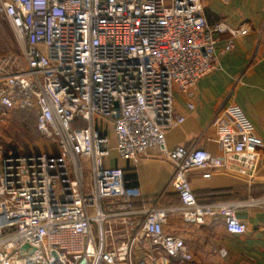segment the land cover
I'll return each instance as SVG.
<instances>
[{"label":"built area","instance_id":"built-area-1","mask_svg":"<svg viewBox=\"0 0 264 264\" xmlns=\"http://www.w3.org/2000/svg\"><path fill=\"white\" fill-rule=\"evenodd\" d=\"M2 18L21 57L0 54V117L33 110L54 150L0 153V264L188 261L185 241L163 231L172 212L188 224L209 217L228 233L245 231L236 210L263 204L264 191L243 202L200 203L187 174L200 170L207 178L226 169L223 156L165 144V132L184 121L175 90L191 94L245 28L207 24L202 0H0ZM222 32L229 37L217 51ZM212 124L222 155L253 154L256 165L264 159L263 142L238 105L225 104ZM152 147L173 166L177 207H136L122 168L107 165L113 151L135 164Z\"/></svg>","mask_w":264,"mask_h":264},{"label":"crops","instance_id":"crops-1","mask_svg":"<svg viewBox=\"0 0 264 264\" xmlns=\"http://www.w3.org/2000/svg\"><path fill=\"white\" fill-rule=\"evenodd\" d=\"M207 24L225 22L232 28H245L244 35L233 38L234 48L219 56L217 66L202 76L187 95L174 92V109L183 116L181 124L165 132V144L172 149L199 147L212 155L223 156L227 168L214 169L207 178L202 171L190 170L187 179L200 203L217 201H246L264 191V159L257 166L255 155L228 153L222 155L212 124L222 114L227 103L238 105L254 126V133L262 140L264 155V0H202ZM229 37L227 32L215 36L219 51ZM191 105V108L188 105ZM30 150L22 151L27 152ZM107 165L119 166L124 180L134 189L136 207L157 201L159 205L177 207V194L170 186L173 166L162 158L156 147L147 150L137 163L118 158L112 152ZM237 218L244 224L241 234L228 233L221 220L207 217L200 225L185 223L180 214L168 213L163 224L166 234L183 239L191 254L188 261L177 264H264V203L239 206ZM119 238L116 232L108 245ZM220 248L226 250L221 256ZM135 256H144L137 248Z\"/></svg>","mask_w":264,"mask_h":264},{"label":"rangeland","instance_id":"rangeland-1","mask_svg":"<svg viewBox=\"0 0 264 264\" xmlns=\"http://www.w3.org/2000/svg\"><path fill=\"white\" fill-rule=\"evenodd\" d=\"M0 54L20 61L21 50L8 21L0 19ZM52 151V142L43 138L36 129L35 112L29 109L5 111L0 117V153Z\"/></svg>","mask_w":264,"mask_h":264},{"label":"water","instance_id":"water-1","mask_svg":"<svg viewBox=\"0 0 264 264\" xmlns=\"http://www.w3.org/2000/svg\"><path fill=\"white\" fill-rule=\"evenodd\" d=\"M117 116V114H115V117ZM260 162H261V160L260 161H258V163H257V166L260 164Z\"/></svg>","mask_w":264,"mask_h":264},{"label":"trees","instance_id":"trees-1","mask_svg":"<svg viewBox=\"0 0 264 264\" xmlns=\"http://www.w3.org/2000/svg\"><path fill=\"white\" fill-rule=\"evenodd\" d=\"M124 176V175H123ZM125 184H126V186H130V185H128L127 183H126V181H125Z\"/></svg>","mask_w":264,"mask_h":264}]
</instances>
